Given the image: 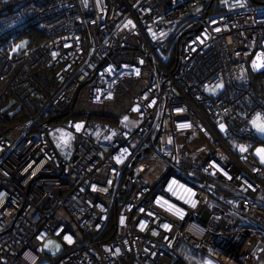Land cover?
Instances as JSON below:
<instances>
[{
	"label": "built area",
	"instance_id": "1",
	"mask_svg": "<svg viewBox=\"0 0 264 264\" xmlns=\"http://www.w3.org/2000/svg\"><path fill=\"white\" fill-rule=\"evenodd\" d=\"M210 1L0 2V264H264V5Z\"/></svg>",
	"mask_w": 264,
	"mask_h": 264
},
{
	"label": "rangeland",
	"instance_id": "2",
	"mask_svg": "<svg viewBox=\"0 0 264 264\" xmlns=\"http://www.w3.org/2000/svg\"><path fill=\"white\" fill-rule=\"evenodd\" d=\"M2 1H13V0H0ZM225 4L228 5V9L232 11H237L239 9L245 8L249 3L247 0H225L221 4H215L214 7H218L220 5L223 6ZM193 17H198L199 15H192ZM167 37L166 33L158 34V35H151V40L154 42H161L164 41V39ZM30 43V37L28 35L18 37L14 40L10 41L11 47V54H18L25 52L30 48L29 46ZM250 73L254 74H261V72H257V68L255 69L254 67H248ZM221 88H218L217 91H220ZM208 94H213L214 91L210 90L207 91ZM18 109V106H15L13 108V111H16ZM129 126V124L127 123ZM252 127L253 129L261 135V137L264 138V131H260L259 129L261 127H264V120L262 118H255L252 121ZM52 139L54 142H57L59 140L66 141L64 132L62 130H57L56 134L52 135ZM253 155L254 157L260 162L262 166H264V145H258L254 148L253 150ZM43 250L47 255L54 256V255H59L63 251V247L61 243L57 239L50 238L48 239L45 244L43 245ZM177 254L180 255L183 259L186 260L188 264H200L202 261V255L199 253H196L195 251L185 247L183 244H181L178 249L176 250Z\"/></svg>",
	"mask_w": 264,
	"mask_h": 264
},
{
	"label": "trees",
	"instance_id": "3",
	"mask_svg": "<svg viewBox=\"0 0 264 264\" xmlns=\"http://www.w3.org/2000/svg\"><path fill=\"white\" fill-rule=\"evenodd\" d=\"M247 1L249 3L247 5L248 7L264 5V0H247ZM216 3L218 4V0H215L213 3V6H211V8L207 11V13H205L207 16H211L213 14H216V13L223 11L222 8L214 7V5ZM25 35H28L30 37V43H29L30 47L35 46L36 44H38V42H40L42 40L41 34L35 28H28L24 32L20 33L18 35V37L25 36ZM260 76H261L260 74L257 75L254 73H252V74L250 73V86H251L252 90L254 91V93L256 94V96H258L260 99H262L263 96L261 95V93L258 89V79ZM99 120L114 124L113 121H110L108 119H99ZM9 121L10 122L15 121V119L9 120ZM120 202L121 201H118L113 205L111 212H110V215L108 217L106 226H105L103 232L98 236V240L100 242H107V241L112 239V236L114 235V230H115V219H116V216L118 215V213L120 212V205H119ZM184 261H185V263H187L185 259H184Z\"/></svg>",
	"mask_w": 264,
	"mask_h": 264
},
{
	"label": "water",
	"instance_id": "4",
	"mask_svg": "<svg viewBox=\"0 0 264 264\" xmlns=\"http://www.w3.org/2000/svg\"><path fill=\"white\" fill-rule=\"evenodd\" d=\"M212 2H213V0L210 1L209 6L212 4ZM208 218H209V213L204 212V213L201 215L200 220H201L202 222H206ZM258 252H260V251H258Z\"/></svg>",
	"mask_w": 264,
	"mask_h": 264
},
{
	"label": "snow or ice",
	"instance_id": "5",
	"mask_svg": "<svg viewBox=\"0 0 264 264\" xmlns=\"http://www.w3.org/2000/svg\"><path fill=\"white\" fill-rule=\"evenodd\" d=\"M259 130H260V131H264V127H261Z\"/></svg>",
	"mask_w": 264,
	"mask_h": 264
},
{
	"label": "crops",
	"instance_id": "6",
	"mask_svg": "<svg viewBox=\"0 0 264 264\" xmlns=\"http://www.w3.org/2000/svg\"><path fill=\"white\" fill-rule=\"evenodd\" d=\"M264 145V144H263Z\"/></svg>",
	"mask_w": 264,
	"mask_h": 264
}]
</instances>
